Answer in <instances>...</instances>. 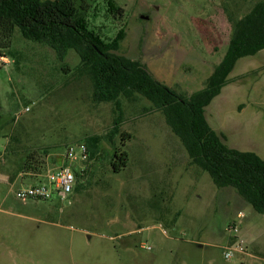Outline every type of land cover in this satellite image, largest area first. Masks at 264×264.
I'll use <instances>...</instances> for the list:
<instances>
[{"label": "rangeland", "instance_id": "1", "mask_svg": "<svg viewBox=\"0 0 264 264\" xmlns=\"http://www.w3.org/2000/svg\"><path fill=\"white\" fill-rule=\"evenodd\" d=\"M110 1L123 9L121 18L108 12L106 0H84L88 29L106 42L123 29L117 54L189 94L221 60L229 18L259 0ZM78 64L73 50L59 58L18 29L11 48L0 50V173L10 176L0 180V201L21 213L0 214V264H264V215L191 164L164 116L142 96L121 98L123 122L110 135L115 108L93 100ZM228 79L205 118L226 145L264 159V49L239 59ZM123 132L132 136L122 146L128 165L115 173L106 152L121 144ZM80 143L100 151L88 164H72L77 172L87 168L75 177L70 204L15 197L18 187L44 181L64 163L66 147ZM25 161L39 173L21 172ZM232 223L246 254L224 261Z\"/></svg>", "mask_w": 264, "mask_h": 264}, {"label": "trees", "instance_id": "2", "mask_svg": "<svg viewBox=\"0 0 264 264\" xmlns=\"http://www.w3.org/2000/svg\"><path fill=\"white\" fill-rule=\"evenodd\" d=\"M84 3V0H0V50L11 48L16 29L24 39L50 47L59 58L73 50L79 57L75 70L91 82L93 100L110 102L115 108L110 135L117 134L123 122L121 98L142 96L151 103V110L164 116L191 164L205 171L217 188H232L256 213L264 215V159L254 152L226 145L223 136L210 127L204 115L205 107L228 85V76L236 62L264 49V0L255 2L239 19L229 18L231 32L221 60L203 87L189 94L159 82L141 62L117 54L123 29L107 42L89 30ZM106 4L109 13L123 16L122 8L110 0ZM131 137L129 133H121V144L106 152L115 173L128 165V154L122 146ZM85 145L87 161L99 155L100 148ZM86 168L79 172L73 169L75 177L85 173ZM21 170L32 175L39 173L27 161Z\"/></svg>", "mask_w": 264, "mask_h": 264}, {"label": "built area", "instance_id": "3", "mask_svg": "<svg viewBox=\"0 0 264 264\" xmlns=\"http://www.w3.org/2000/svg\"><path fill=\"white\" fill-rule=\"evenodd\" d=\"M75 147L78 151H76ZM64 163L49 170L45 175V181L29 185H22L15 190V197L21 201H48L57 198L60 201L71 203L69 194L73 190L75 175L73 163H85L88 159V150L85 144L69 145L64 152ZM238 218L244 215L239 212ZM228 231L233 234V241L222 248V258L230 261L237 256L246 254V245L239 235L238 223H232Z\"/></svg>", "mask_w": 264, "mask_h": 264}, {"label": "crops", "instance_id": "4", "mask_svg": "<svg viewBox=\"0 0 264 264\" xmlns=\"http://www.w3.org/2000/svg\"><path fill=\"white\" fill-rule=\"evenodd\" d=\"M20 174H18L19 176ZM17 178V177H16ZM9 179H10V176L6 173H0V180L1 181H4V182H9ZM16 179H14L15 181ZM44 181H45V178H44ZM248 205V204H247ZM3 213H11V214H15V215H21V213H19L18 211H10V210H7L4 208V201H0V214H3ZM42 222V221H40Z\"/></svg>", "mask_w": 264, "mask_h": 264}, {"label": "water", "instance_id": "5", "mask_svg": "<svg viewBox=\"0 0 264 264\" xmlns=\"http://www.w3.org/2000/svg\"><path fill=\"white\" fill-rule=\"evenodd\" d=\"M142 19H147L148 17L146 15H141L140 16Z\"/></svg>", "mask_w": 264, "mask_h": 264}]
</instances>
